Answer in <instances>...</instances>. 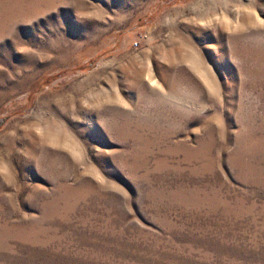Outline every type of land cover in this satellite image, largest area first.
Segmentation results:
<instances>
[{"label": "rangeland", "instance_id": "obj_1", "mask_svg": "<svg viewBox=\"0 0 264 264\" xmlns=\"http://www.w3.org/2000/svg\"><path fill=\"white\" fill-rule=\"evenodd\" d=\"M0 264H264V0H0Z\"/></svg>", "mask_w": 264, "mask_h": 264}, {"label": "bare ground", "instance_id": "obj_2", "mask_svg": "<svg viewBox=\"0 0 264 264\" xmlns=\"http://www.w3.org/2000/svg\"><path fill=\"white\" fill-rule=\"evenodd\" d=\"M149 80H151V79H149Z\"/></svg>", "mask_w": 264, "mask_h": 264}]
</instances>
